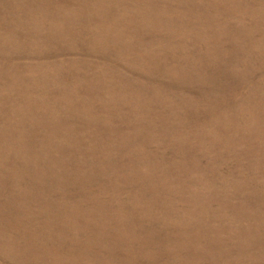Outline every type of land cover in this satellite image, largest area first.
Returning <instances> with one entry per match:
<instances>
[{"label": "rangeland", "instance_id": "1", "mask_svg": "<svg viewBox=\"0 0 264 264\" xmlns=\"http://www.w3.org/2000/svg\"><path fill=\"white\" fill-rule=\"evenodd\" d=\"M0 264H264V0H0Z\"/></svg>", "mask_w": 264, "mask_h": 264}]
</instances>
